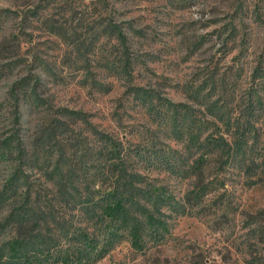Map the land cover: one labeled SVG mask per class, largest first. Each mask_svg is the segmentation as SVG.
I'll use <instances>...</instances> for the list:
<instances>
[{
	"label": "trees",
	"instance_id": "trees-1",
	"mask_svg": "<svg viewBox=\"0 0 264 264\" xmlns=\"http://www.w3.org/2000/svg\"><path fill=\"white\" fill-rule=\"evenodd\" d=\"M98 4L103 2L74 5L64 35L66 66L78 72L81 86L101 94H110L113 83L123 84L129 94L125 101L139 119L118 135L93 129L79 111L54 113L30 90L31 77L40 80L36 70L51 76L52 70L42 65L22 70L26 75L14 86L24 87V101L52 112L31 136L22 134L21 124L0 128V172L6 174L0 182V264H95L117 243L121 229L128 241L160 245L173 219L204 211L216 215V206L226 208L232 200L227 181L248 189L264 185V68L252 71L256 84L243 91L237 73L234 79L222 74L212 79L213 93L190 87L184 91L189 102H175L156 83H135V31L118 23L106 4L98 14ZM50 32L57 34L54 22ZM16 56L8 64L4 59L0 80L16 69ZM93 63L112 81L100 80ZM17 114L6 117L18 120ZM3 115L0 109V119ZM116 121L124 122L120 115ZM161 174L190 189L176 194ZM251 224L244 228L255 237L264 233L261 224Z\"/></svg>",
	"mask_w": 264,
	"mask_h": 264
},
{
	"label": "rangeland",
	"instance_id": "rangeland-1",
	"mask_svg": "<svg viewBox=\"0 0 264 264\" xmlns=\"http://www.w3.org/2000/svg\"><path fill=\"white\" fill-rule=\"evenodd\" d=\"M82 1L92 0H0V13L4 12L0 25V69L4 59L8 64L17 55L16 69L11 73L5 69L4 73L11 75L0 80V109L5 115L0 119V128L6 123L21 124L22 134L31 136L49 121L52 111L43 112L45 106L31 108L28 100L23 99L24 87L14 86L26 75L23 69L31 67L35 71L36 66L42 65L54 74L36 70L40 82L32 76L30 90H35L54 113L63 109L79 111L89 118L93 129L113 134L131 130L129 125L139 114L125 101L129 94L123 84L113 83L110 94H101L81 86L77 82L78 72H71L66 66L69 62L64 35L74 5ZM99 1L103 4L97 5L98 14L106 4L118 23L133 27L136 33H131L139 61L135 83L143 87L156 83L175 102H189L184 91L190 87L207 88L205 93H213L212 79H220L222 74L233 75L234 79L237 73L236 85L243 91L256 84L252 71L264 68V0ZM53 22L56 35L50 32ZM106 48L104 45L101 50ZM91 65L101 73L100 80L112 81L95 68L96 63ZM17 111L21 118L7 119L9 113ZM118 115L124 120L122 126L116 121ZM5 175L2 170L0 182ZM159 178L176 194L190 189L175 177L161 174ZM226 185L232 192L231 204L225 203L227 207L222 209L216 206V215L204 211L201 216L173 219L167 240L156 246L128 241L121 229L117 243L95 264H251L247 261L251 259L264 262V233H256L255 237L244 228L249 223L264 227V185L253 189L233 181ZM224 210L228 212L222 218Z\"/></svg>",
	"mask_w": 264,
	"mask_h": 264
}]
</instances>
